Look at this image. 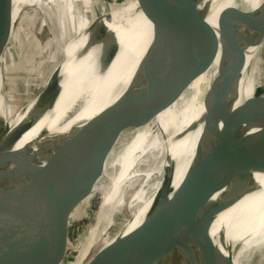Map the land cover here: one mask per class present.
Returning <instances> with one entry per match:
<instances>
[{
  "label": "water",
  "instance_id": "1",
  "mask_svg": "<svg viewBox=\"0 0 264 264\" xmlns=\"http://www.w3.org/2000/svg\"><path fill=\"white\" fill-rule=\"evenodd\" d=\"M198 2L134 0L152 27L150 44L139 62L141 69L195 63L206 69L218 51L222 60L204 101V130L193 161L160 212L151 249L145 250L146 216L96 264H234L228 253L216 248L210 231L216 217L239 201L253 153L264 144V104L258 103L257 93L235 107L244 70L250 76L247 51L264 41V3L253 11L224 10L213 29ZM12 15L13 0H0V60L6 53L10 57L8 46L17 23L12 24ZM104 43L96 59L99 74L107 71L120 51L115 34L110 33ZM256 74L260 75L255 73L252 80L261 78ZM85 78L84 73L72 78V104L84 106L90 101L92 81L87 83ZM60 82L61 68L57 67L37 97L18 104L16 113L32 106L13 129H8L0 114V264H65L70 228L76 222L66 227L67 220L93 193L108 153L124 131L146 125L161 110L157 103L144 104L145 92L131 84L105 110L66 136L47 142L36 155L17 149L24 134L54 109L62 91ZM7 84L4 80L1 88L5 96ZM170 171L163 176L166 184ZM31 193L39 195L40 208L31 230L13 248L12 233L18 230L22 211L18 201ZM129 211L131 216L135 210ZM220 238L225 239V231Z\"/></svg>",
  "mask_w": 264,
  "mask_h": 264
},
{
  "label": "bare ground",
  "instance_id": "2",
  "mask_svg": "<svg viewBox=\"0 0 264 264\" xmlns=\"http://www.w3.org/2000/svg\"><path fill=\"white\" fill-rule=\"evenodd\" d=\"M35 1L39 0H13L12 24L17 22L22 5L32 4ZM50 1L58 6L60 12L59 26L62 45L55 50L63 57L62 63L57 65L51 73L57 67L61 68L60 87L62 91L55 102L54 109L25 133L16 147L19 150H27L31 156L36 155L47 142L56 140V137L66 136L69 134L68 131L81 126L113 104L129 85L133 84L136 89L145 92L144 104L157 103L161 110L146 125L134 128V132L128 135L121 134L122 138H118L108 153L104 173L98 180L100 182L106 175V171L110 170L108 178L106 176L108 184L105 187H99L97 182L92 193L101 195L95 214V225L84 238L72 264H96L97 260L107 254L110 246L117 239L135 230L146 216L149 221L146 228L145 250L148 252L158 234L160 212L165 210L168 201L193 161L195 147L204 130V101L218 75L222 53L218 51L214 61L206 69H203L199 63L141 69L139 62L150 44L152 27L134 2L126 5L120 12L118 9L109 15L102 11L104 15L100 16L99 6L104 7L105 2L104 0H92V3L87 6V11L78 20L76 30L70 34L66 20L73 0ZM263 3L264 0H199L198 9L204 12L206 22L210 27L217 29L219 15L224 10L238 8L243 11H253ZM110 33L115 34L119 40L120 51L107 71L99 74L100 72L95 70L96 59L105 45L104 40ZM263 46L264 41L260 46L248 49L246 66L249 64L252 68L253 60ZM254 71H251L250 76L247 77L244 70L235 107L254 97L255 92L258 103L264 104V74H256L261 78L252 80L255 78ZM81 73L86 76L87 83L92 81L90 101L84 106L78 103L72 104L69 101L73 87L72 78ZM2 87L0 69V114L4 115V121L10 130L25 118L32 104L13 117L16 110L15 105L8 95L2 94ZM149 97L150 101L147 100ZM142 168L147 170L143 171ZM166 168L171 169V180L168 184L164 181L156 190L147 202L148 205L146 204L147 208L144 212L136 209L131 214L129 231L114 236L111 242L107 239L106 245L104 244L105 246L92 262L86 263L92 245L103 231L101 225L108 218L109 213L119 210L118 201L125 196L124 194H127V191L125 192L127 184L135 178L144 177L143 183L146 185ZM263 168L264 144L253 153L252 163L239 201L216 217L210 231V237L216 248L224 255L228 253L234 264H264ZM173 174L175 177L183 176L179 180H174ZM141 189L143 186L139 191ZM138 195V192L134 193L129 206L138 200ZM38 200L39 195L31 193L21 197L18 201V207L22 211L18 221V230L12 233L13 248L19 245L33 227L40 208ZM116 202L117 205H115ZM113 221L108 218L106 223L111 225ZM223 231H225L224 240L220 238Z\"/></svg>",
  "mask_w": 264,
  "mask_h": 264
},
{
  "label": "rangeland",
  "instance_id": "3",
  "mask_svg": "<svg viewBox=\"0 0 264 264\" xmlns=\"http://www.w3.org/2000/svg\"><path fill=\"white\" fill-rule=\"evenodd\" d=\"M104 2V7L99 6L100 16L104 15V11L109 15L113 14L115 10L118 9L120 12L124 10L123 8L126 5H130L134 2V0H128L125 4H122L123 0H104ZM91 3L92 0H73L71 7H69L66 20L67 30L70 34L76 30L78 20L84 15L87 11V6ZM53 4L54 3L50 0H39L37 2L35 1V3L21 6L20 15L15 30L12 33V41L8 46L10 52L9 60L7 53L0 60L2 82L7 80L8 84L6 92L10 101L13 100L16 109L13 117L16 114L18 104L22 103L23 100L35 98L40 94L51 71L59 65L62 60V56L55 50L62 45L60 41L61 30L59 26L60 12L58 6ZM253 63L254 66L252 65L251 68L250 65L248 68V74L253 71V68L255 69V73L261 72V75L264 74V49L257 54ZM3 64H5V67ZM5 77L7 78L5 79ZM147 100L150 101L151 98L149 97ZM132 132H134V129L124 131L122 134L128 135ZM121 136L119 139L122 138ZM169 169L170 168L161 170L157 176L150 180L146 185H144L143 179L141 180V178H135L127 184L128 188L126 187L125 189L127 194H124L125 196H123V198L121 197V200L118 201V213L112 211L108 215L109 220L113 219L114 221L111 225H108L106 223L107 218L101 225V230L103 229V231L97 236L96 242L92 245L86 263L90 261L92 262L98 252L106 245L108 241L107 239L111 242L114 236L116 237L129 231L131 226L129 210L139 209L144 212L145 208H147L146 206L148 205L147 202L149 199H151L156 190L163 184V176L167 173L165 171ZM142 170L146 171L147 169L142 168ZM182 176L183 175L175 177L173 174L172 178H174V180H179ZM107 184L108 181L106 178H102V180L98 182L99 187H105ZM141 185L143 186V189L139 191ZM136 192L139 194L137 198L138 200L132 202V206H129L130 199ZM100 199L101 195L99 193L91 194L86 198V202L82 208H80L79 205L70 214L66 227L72 221L76 222L72 223L70 228L65 264L73 263L77 252L82 246L84 238L87 236L90 229L94 227L95 214L99 207ZM115 205H117V202Z\"/></svg>",
  "mask_w": 264,
  "mask_h": 264
}]
</instances>
